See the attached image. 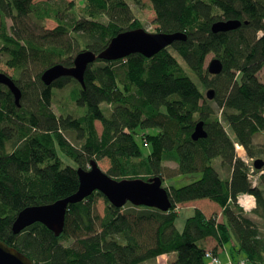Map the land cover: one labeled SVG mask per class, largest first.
<instances>
[{
	"label": "trees",
	"instance_id": "trees-1",
	"mask_svg": "<svg viewBox=\"0 0 264 264\" xmlns=\"http://www.w3.org/2000/svg\"><path fill=\"white\" fill-rule=\"evenodd\" d=\"M132 2L142 0H0V63L14 71L10 76L22 90L19 106L0 85V239L35 264H147L171 254L169 264H210L207 251L219 255L227 245L232 259L244 253L248 263L264 264V234L239 202L253 195L252 212L264 221V167L254 185L238 150L264 157L255 142L264 131V0H151L157 31L182 32L186 40L151 58L98 59L84 85L71 76L43 82L47 68L71 67L79 52L98 54L120 32L144 27ZM222 19L242 25L214 32ZM47 20L57 25L49 29ZM211 53L223 63L219 74L205 65ZM209 87L214 99L204 92ZM57 101L60 114L53 109ZM200 121L207 136L195 140ZM61 154L76 165L65 164ZM92 159H108L106 172L116 179L162 178L171 209L130 202L116 207L96 191L70 204L60 236L40 222L13 231L24 208L78 191V168L88 169ZM195 172L201 173L196 181L164 185L168 177ZM99 197L107 202L103 214ZM200 199L218 203L221 218L196 208L180 231L179 206ZM208 238L215 239L213 248Z\"/></svg>",
	"mask_w": 264,
	"mask_h": 264
},
{
	"label": "water",
	"instance_id": "water-1",
	"mask_svg": "<svg viewBox=\"0 0 264 264\" xmlns=\"http://www.w3.org/2000/svg\"><path fill=\"white\" fill-rule=\"evenodd\" d=\"M241 25L242 22L237 19H222L216 21L212 29L214 32L231 31ZM186 38L187 35L182 32H149L144 27L130 29L113 37L108 46L100 53L83 50L75 56L73 66L68 67L62 63L55 64L47 68L41 78L45 84L51 85L63 76H71L84 85L87 68L98 59L112 61L135 53H141L151 58L173 45L174 42L186 40ZM208 70L211 74L221 73L223 70L222 61L217 57L213 58L208 65ZM0 85H5L10 89L15 96L16 103L20 106L22 90L14 79L7 73L0 72ZM207 97L214 99V89L207 91ZM206 136L204 121H200L197 123L192 137L198 140ZM254 165L257 169H262L264 159H256ZM78 175L80 179L78 191L51 204L24 208L13 223V231L19 234L25 228L40 222L60 236L65 228L66 214L70 204L81 202L96 191L104 194L116 207H122L128 202L137 206L155 207L162 211H168L172 207L169 192L163 186V180L160 177H152L149 180L143 178L116 179L104 171L95 159L91 160L88 169L79 167ZM0 264L35 263L24 253L0 239Z\"/></svg>",
	"mask_w": 264,
	"mask_h": 264
},
{
	"label": "rangeland",
	"instance_id": "rangeland-1",
	"mask_svg": "<svg viewBox=\"0 0 264 264\" xmlns=\"http://www.w3.org/2000/svg\"><path fill=\"white\" fill-rule=\"evenodd\" d=\"M36 1H41V0H36ZM132 8L134 10V13L136 14V16H138L143 22H144V28H146L149 32H158L157 31V21H156V14L155 11L153 9L151 0H142V3L139 5H136L135 3H131ZM9 24H12V20L8 19ZM56 22L52 21V20H47L46 22V27L49 29H52L56 26ZM178 59L180 61V63L187 68V71L189 72L190 76L197 81L196 76L189 70L188 66L186 65V63L184 62V60L178 56ZM213 58H215L214 54L211 53L208 55L207 59H206V67H208V65L210 64V62L213 60ZM0 69L2 70L1 72H5L9 75H12L14 73V71L10 68H8L4 63H0ZM259 78L261 81L264 82V68L259 72ZM213 89V87H209L207 89L204 90V92L207 94V91ZM67 93V90H61L59 91V94L65 95ZM59 96V95H58ZM57 96V97H58ZM60 97V96H59ZM216 106V104H214ZM61 105L60 102H55L53 104V109L57 114L61 113V109H60ZM105 106V105H104ZM96 126L98 128V131L101 133L102 132V124L101 122L97 121L96 122ZM151 132H155L157 130H150ZM139 142L141 143V137H138ZM255 142L256 144L260 145L261 147L264 148V131L258 133L255 136ZM145 153H149L150 149L148 147L144 148ZM238 150L240 153H242L243 155L245 154V151L243 150L242 147L238 146ZM65 164H69L72 166H75L76 163L68 158L67 156L61 154ZM246 157H248L246 155ZM262 159H264V157H262ZM220 163V159H217L214 162V165L219 168L218 164ZM99 166L104 170V171H108L109 169V160L108 159H103V160H99L98 161ZM167 166L173 170H176L177 168V163L174 161H168L166 162ZM201 177V173L199 172H195V173H189V174H183V175H178V176H172V177H168L165 179L164 181V185H173L176 187H180L183 186L185 184L191 183L193 181H196L197 179H199ZM196 205L199 206L206 214H208V216H212L217 214L219 216V218H221L222 214H221V209H219L220 205L210 199H200V200H196ZM239 202L241 204V201L239 199ZM250 203L248 202V205ZM257 204V203H256ZM107 206V202L103 197H99L98 198V202H97V211L101 214H103L105 208ZM180 205L179 207V216L176 220V227L182 231L185 227V223L187 218H189L190 216L194 215L195 209L193 208V205H188V206H183ZM182 207V208H181ZM218 207V208H217ZM214 208L216 209V212H214L212 214V210ZM246 215L250 216L251 218H253L260 226L263 234H264V221L259 218L256 214H254L252 211H246ZM213 243V239H209V243L210 246ZM229 257L231 258V254H230V245H227L224 249H221L220 253H219V258L222 262V264H229ZM174 257H168V259H161V260H153V261H149L147 264H169L171 262V260H173ZM234 260V259H233ZM244 260L246 261V256L244 253H236V259L234 260L235 262ZM208 262L211 264L210 259H208ZM246 264H251L248 263L246 261Z\"/></svg>",
	"mask_w": 264,
	"mask_h": 264
},
{
	"label": "built area",
	"instance_id": "built-area-1",
	"mask_svg": "<svg viewBox=\"0 0 264 264\" xmlns=\"http://www.w3.org/2000/svg\"><path fill=\"white\" fill-rule=\"evenodd\" d=\"M244 160L247 162L249 168H250V173L249 176L253 180L254 185L257 184L259 175L262 173H258V169L254 165V158H249L245 157ZM250 197L251 199L249 200L250 202L253 201V205H247L246 203L243 202V200H247V198ZM241 205L244 207L246 211H252V209L256 206V198L253 195L245 194L240 197ZM206 257L210 259L211 264H222L219 255L213 254L211 250L207 251ZM247 261V260H246ZM246 261L241 260L238 262H235L232 258L229 257V264H246Z\"/></svg>",
	"mask_w": 264,
	"mask_h": 264
},
{
	"label": "crops",
	"instance_id": "crops-1",
	"mask_svg": "<svg viewBox=\"0 0 264 264\" xmlns=\"http://www.w3.org/2000/svg\"><path fill=\"white\" fill-rule=\"evenodd\" d=\"M240 155H241V157H243V158H245L246 157V154H242V153H240ZM196 202L197 201H191V202H188V203H185V204H182L183 206H188V205H193V208L194 209H196V208H200L199 206H197L196 205ZM182 206V207H183ZM181 207V208H182ZM218 208V207H217ZM217 208H214L213 210H212V214L214 213V212H216V209ZM201 209V208H200ZM219 209H221L220 211H221V214H222V211H223V209L221 208V207H219ZM202 210V209H201ZM203 211V210H202ZM204 212V211H203ZM205 213V212H204ZM206 214V213H205ZM207 216H208V214H206ZM208 217H210V216H208ZM209 239H213V238H208L207 239V241H206V243H207V248H213L215 245H216V241H215V239H213V243H212V245L213 246H210V244H208L209 243ZM219 253H220V250H219ZM168 257H175V254H171V255H163V256H161V257H159V259L158 260H161V259H168ZM167 261V260H166Z\"/></svg>",
	"mask_w": 264,
	"mask_h": 264
},
{
	"label": "bare ground",
	"instance_id": "bare-ground-1",
	"mask_svg": "<svg viewBox=\"0 0 264 264\" xmlns=\"http://www.w3.org/2000/svg\"><path fill=\"white\" fill-rule=\"evenodd\" d=\"M241 195H242V194H241ZM239 198H240V197H239ZM250 199H251V198L248 197L247 200L245 199V200H243V202L246 203L247 205H248V202L250 203L249 205H253V201L250 202V201H249Z\"/></svg>",
	"mask_w": 264,
	"mask_h": 264
}]
</instances>
